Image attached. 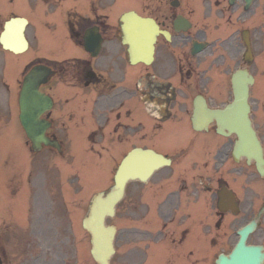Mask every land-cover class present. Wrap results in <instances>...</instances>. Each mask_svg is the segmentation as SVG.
Here are the masks:
<instances>
[{
  "label": "flooded vegetation",
  "instance_id": "af4514ba",
  "mask_svg": "<svg viewBox=\"0 0 264 264\" xmlns=\"http://www.w3.org/2000/svg\"><path fill=\"white\" fill-rule=\"evenodd\" d=\"M107 2L112 7L127 0ZM137 4L124 5V9L151 17L159 29L153 61L137 68L125 59L117 27L108 23L119 19L99 13L102 0H83L90 10L80 11L73 20L42 22H72V36L82 56L71 61V66L60 65L58 71L63 80L68 77L70 83L92 92L105 124L94 135L93 145L110 155L142 147L171 158L170 165L146 182L129 184L126 190L125 214L137 215L144 225L154 220L158 226L154 232L142 227L138 245H167L169 241L170 257L162 258L163 250H159L155 264H210L209 247L229 252L238 239V228L264 204V181L252 166L233 160L226 141L218 139L211 127L193 130L191 115L195 103H225L231 73L246 68L254 79L251 117L264 148V0H137ZM93 27L101 35L94 55L82 45L85 32ZM10 56L0 46V84L6 90ZM35 63L50 66L42 57ZM60 131L53 124L47 133L58 137ZM163 185L171 188L160 198ZM220 191L233 193L232 205L218 206ZM259 221L264 222V213ZM134 237L126 234L130 249H138ZM247 241L264 247V226ZM133 254L129 252L123 264L149 261L129 258Z\"/></svg>",
  "mask_w": 264,
  "mask_h": 264
},
{
  "label": "rangeland",
  "instance_id": "374dc122",
  "mask_svg": "<svg viewBox=\"0 0 264 264\" xmlns=\"http://www.w3.org/2000/svg\"><path fill=\"white\" fill-rule=\"evenodd\" d=\"M28 2H31V0H29ZM136 2L137 0L134 2V5ZM3 5H5L4 0H0V6H3ZM73 5L75 6L78 5V7L80 8L82 7L80 4H78L77 1H73V3L69 5V7ZM136 6H138V4H136ZM13 7L15 11H17L18 13H22V14H26V9L28 8V7H25L24 0H14ZM110 11H109V18H114L112 14L113 13L112 10ZM102 12L106 13L108 11H102ZM56 16H59V15H56ZM33 23H35V35L38 38L37 40L38 47H42L45 43H47L49 54L56 55L57 51H55L51 47L59 45L60 42L59 41L50 42V40L47 42L46 40L47 33H46L45 27L44 26L40 27V25L37 22H33ZM49 28H52L53 31L58 30V26L56 28L53 26H50ZM49 28H47V30H49ZM61 29L63 30V28ZM67 54H70V51H67L64 55L68 57ZM12 145L16 146L17 143H12L11 146ZM77 151L79 153H82L78 156V159H70V152L73 154L74 152L72 150L69 151V149L65 153L66 154L65 158H60V156L58 155L56 156L55 154H53V159L51 163H54L56 167L59 168L58 174L60 177H59L58 182L50 181V183H48V189H49L48 193L52 194L54 198H57L58 200L56 201L58 202V204L55 209L48 208L50 203L48 204L44 202L45 199L38 198L36 195H34V202H29V201L26 202V205L24 207L25 210L22 213L23 215L22 221H17V218L19 217H16V218L11 217L7 219L5 216L6 207L8 206V208L10 209V206H12V202H9L6 204L5 197H8V194L3 193L5 190L6 184H4L2 180L0 184V205L6 204V207L3 206L2 212L0 213V216L2 218V224L0 225V230L6 233V237L10 236L11 231L13 233V235L10 236L11 237L10 240L4 241V246L7 251L8 260H9L7 264H33V263L35 264H57L58 263L57 253L61 255V248L57 247L58 241H60V243L69 241L68 235L66 234L69 233V231H71V228L68 227V225L66 224V215L69 214L73 222L75 221V218L79 216L80 217L84 216L87 211L88 203L90 200L88 196L91 195L92 192L96 190H100L104 188V186L109 184L110 182L109 176L105 180H102L97 183L95 182V184L85 179V176L83 175L84 169H85L84 164L87 163L86 160L90 158V155L87 153H84L82 150H77ZM20 153L22 157L25 159L26 158L25 152H20ZM0 163H1V160H0ZM0 167H1V164H0ZM93 168H100V166L99 164H93ZM87 170L89 171L88 168ZM105 173H106L105 175L107 176L108 171H105ZM92 174H94L93 179L98 181V178L95 177L96 173H94L93 171ZM75 176L78 177L77 180H75V187L77 188L79 187L80 194L78 196H75L73 192L71 191V194L73 195L71 196L69 193V188L67 187V185L65 186V184L69 182V179L74 178ZM55 180H57V178H55ZM35 185L37 187L39 186L37 184ZM60 195H64V197H61ZM23 206L24 205H19V207L16 206L15 208L16 211L21 212L23 210ZM66 207H68V209ZM26 209L29 210L27 214L30 215V218L33 217V235L36 236V234L40 230V229L38 230V227L39 228L43 227L44 235L41 236L42 232L38 233V235L41 236V237L37 236L38 243L41 245L42 248L44 247V250H46L47 247L45 246L46 244L45 237H47L48 247L52 249L50 251L51 255L47 257H40V258L37 257V260H38L37 262H34L35 260L31 261L29 258V255H25V252H26L25 246L23 244L22 245L19 244V241L21 240L20 238H27V240L32 238L31 235H28L26 232L22 231L23 228L25 227L24 213ZM8 213H11V210H9ZM122 216H123V212L119 211L113 219L109 220V223H114L118 226V232L124 227ZM80 217L78 218V220L80 219ZM16 221L17 223H15ZM75 236L77 237L76 239L79 240L80 245H81L80 247L82 248V257L79 258V256L76 255L77 261L75 264H93L90 256H88L87 254H86L87 258H85V255L83 256V252H85L86 249L89 248L88 235L85 232L81 231V233H77L76 235H74V238ZM121 238L122 237L120 236L116 242V245L118 248H121V245H122ZM73 241L74 239L72 238L71 242L73 243ZM41 253H42V250L38 253V255H40ZM115 261H117V258L115 259ZM115 261L114 263L117 264V262Z\"/></svg>",
  "mask_w": 264,
  "mask_h": 264
},
{
  "label": "water",
  "instance_id": "95a60500",
  "mask_svg": "<svg viewBox=\"0 0 264 264\" xmlns=\"http://www.w3.org/2000/svg\"><path fill=\"white\" fill-rule=\"evenodd\" d=\"M131 36L134 34L130 33ZM139 33L135 34L133 41L138 44ZM137 40V41H136ZM146 51L152 48V35L149 33L145 40ZM140 42V47H141ZM139 49H131L132 58H140ZM233 99L222 109L207 111L209 118L214 119L217 131L221 133H235L237 140L234 146L236 157L245 156L253 158L260 174L264 177V161L262 150L255 136L249 120L248 84L243 73L241 78H232ZM129 175L126 167L122 168L116 176V184L111 191L102 196L99 194L93 201L89 216L83 220V225L91 233V253L100 264H108L112 252L113 229L104 225V217L113 213L115 203L121 198L124 182ZM260 254L255 247L239 246L229 258L220 257L219 264H258Z\"/></svg>",
  "mask_w": 264,
  "mask_h": 264
}]
</instances>
